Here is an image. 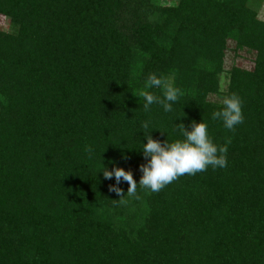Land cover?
<instances>
[{"label":"trees","instance_id":"16d2710c","mask_svg":"<svg viewBox=\"0 0 264 264\" xmlns=\"http://www.w3.org/2000/svg\"><path fill=\"white\" fill-rule=\"evenodd\" d=\"M262 1L0 0V264H264ZM152 73L171 112L136 96ZM233 92L230 131L211 114ZM201 120L225 168L135 195L104 177L139 183L142 122L163 143Z\"/></svg>","mask_w":264,"mask_h":264},{"label":"clouds","instance_id":"9594fccd","mask_svg":"<svg viewBox=\"0 0 264 264\" xmlns=\"http://www.w3.org/2000/svg\"><path fill=\"white\" fill-rule=\"evenodd\" d=\"M153 88L162 89V98L149 90ZM181 95L182 90L179 87L163 76L152 73L147 77L144 88L136 96L143 99V108L146 112L153 104H159L165 112H171L173 105L178 102ZM242 104L243 101L237 93L225 95L222 101L223 106L219 110L213 111L211 118L222 121L226 129L234 131L236 126L244 121ZM149 124V121H144L141 124L147 143H143L142 146L146 163L141 165L143 174L139 183L133 179L130 171H125L123 168L114 167L112 171H108L106 168L102 170L105 178L115 177L117 185L121 179L127 181L129 184L128 195L136 194L137 185L152 192H158L185 174L195 175L207 170L209 166L213 169L227 166L228 144H216L209 135L207 123L203 120L199 123L192 121L190 130L182 122L175 124L183 139H176L173 142H168L166 139L163 143L152 138L151 131H147ZM111 190L118 194L122 191L116 185L111 186Z\"/></svg>","mask_w":264,"mask_h":264},{"label":"rangeland","instance_id":"374dc122","mask_svg":"<svg viewBox=\"0 0 264 264\" xmlns=\"http://www.w3.org/2000/svg\"><path fill=\"white\" fill-rule=\"evenodd\" d=\"M175 1V0H172V2ZM257 8V11H258V16L259 18L263 19L264 20V0L262 1V3L256 7ZM0 28L1 29H4V30H7L9 29V24H8V19L4 16H0ZM227 60L225 62V68H229V66L231 65V53L229 52L227 54ZM224 84V83H223ZM222 84V85H223Z\"/></svg>","mask_w":264,"mask_h":264}]
</instances>
